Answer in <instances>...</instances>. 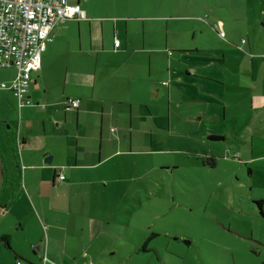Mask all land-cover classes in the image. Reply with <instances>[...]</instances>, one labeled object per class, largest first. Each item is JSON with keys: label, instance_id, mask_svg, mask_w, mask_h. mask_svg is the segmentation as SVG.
<instances>
[{"label": "crops", "instance_id": "1", "mask_svg": "<svg viewBox=\"0 0 264 264\" xmlns=\"http://www.w3.org/2000/svg\"><path fill=\"white\" fill-rule=\"evenodd\" d=\"M69 3L86 19L53 30L32 75L30 104L20 107L11 91L0 89V200L15 199L23 187L30 220L44 221L48 235L61 221L80 247L73 260L103 264L111 201L130 185L125 211L135 207L133 183L150 182L159 168L150 157L167 154V142L180 149L179 135H199L198 122L210 117L222 120L223 137L264 135V0ZM2 71L8 82L15 78L14 68ZM68 99L78 100V108L68 109ZM260 212L251 214L264 221ZM6 235L0 245L10 249ZM255 239L251 244L264 243ZM239 244L256 251L245 240ZM238 247H229L231 264H240Z\"/></svg>", "mask_w": 264, "mask_h": 264}, {"label": "rangeland", "instance_id": "2", "mask_svg": "<svg viewBox=\"0 0 264 264\" xmlns=\"http://www.w3.org/2000/svg\"><path fill=\"white\" fill-rule=\"evenodd\" d=\"M2 70L0 83H9ZM200 125L197 136L179 135L180 149L167 142V154L150 157L159 168L151 172L150 182L133 183L135 207L130 215L125 209L131 187L119 189V197L111 201L114 209L109 210L112 223L106 221L103 241L109 248L103 264H231L228 250L233 245L239 246L235 251L240 264H264V243L251 244L257 236L264 240V221L251 214L259 211V200L264 211V135L223 137L219 133L225 129L217 117L203 118ZM209 129L223 139L203 135ZM207 159L215 161L214 168ZM165 164L169 167L162 169ZM23 190L17 187L15 199L0 200L9 203L7 210L0 209V234L10 237V249L0 245V264H16L14 253L37 264H79L73 260L80 253L79 244L60 228L61 221L48 235L44 221L29 219ZM17 219L26 230L16 228ZM243 240L256 251L240 248Z\"/></svg>", "mask_w": 264, "mask_h": 264}, {"label": "built area", "instance_id": "3", "mask_svg": "<svg viewBox=\"0 0 264 264\" xmlns=\"http://www.w3.org/2000/svg\"><path fill=\"white\" fill-rule=\"evenodd\" d=\"M69 19H86L85 12L69 0H0V70L16 71L15 78L10 83H1L0 88L10 90L20 107L30 104L27 94L32 74L40 68L42 53L51 41L53 30ZM215 29L224 37L221 25H215ZM78 104V100L70 99L66 105L72 110ZM59 179L63 180L64 176L60 175Z\"/></svg>", "mask_w": 264, "mask_h": 264}, {"label": "trees", "instance_id": "4", "mask_svg": "<svg viewBox=\"0 0 264 264\" xmlns=\"http://www.w3.org/2000/svg\"><path fill=\"white\" fill-rule=\"evenodd\" d=\"M58 26V25H57ZM222 31H223V33H224V37H221V35H220V30H218L217 32H218V34H219V36L221 37V38H225V32H224V30L222 29ZM51 40H52V38H51ZM50 42V41H49ZM48 44V43H47ZM46 47H47V45H46ZM44 53V52H43ZM42 53V54H43ZM39 70V69H38ZM37 70V71H38ZM33 75V74H32ZM2 83H5V82H2ZM10 83V82H9ZM1 84V83H0ZM31 84H32V81H31ZM31 84H30V87H31ZM1 89V88H0ZM30 89V88H29ZM2 90H7V89H2ZM10 91V90H9ZM29 92V91H28ZM14 95V94H13ZM16 98V97H15ZM17 99V98H16ZM27 99L29 100V98H28V94H27ZM68 100H70V99H68ZM67 100V101H68ZM18 101V100H17ZM30 101V100H29ZM67 101H66V104H67ZM67 106V105H66ZM77 109V108H76ZM72 110H75V109H72ZM210 139H212V140H222L223 138L222 137H217V136H210L209 137ZM204 160V159H203ZM206 163H208L212 168H214V166H215V161L214 160H206ZM256 205H257V208L261 211L262 210V207H263V201L262 200H259V201H257L256 202ZM260 214L261 215H263L264 216V214L263 213H261L260 212ZM4 240H7L8 241V238H4ZM144 248V247H143ZM17 262H20L19 260H17ZM22 264V263H21ZM26 264H32L31 262H27Z\"/></svg>", "mask_w": 264, "mask_h": 264}]
</instances>
